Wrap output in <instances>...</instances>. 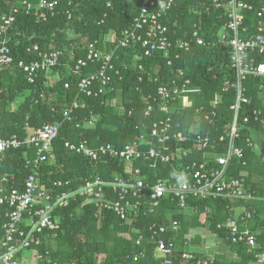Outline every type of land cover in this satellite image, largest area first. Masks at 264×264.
Returning a JSON list of instances; mask_svg holds the SVG:
<instances>
[{"label": "trees", "instance_id": "trees-1", "mask_svg": "<svg viewBox=\"0 0 264 264\" xmlns=\"http://www.w3.org/2000/svg\"><path fill=\"white\" fill-rule=\"evenodd\" d=\"M242 1L255 6L264 3V0ZM141 2L142 0H59L56 13L42 22L36 20L35 12L26 13L16 0H0V19L9 14L13 7L18 8L8 32V46L14 64L0 71V140L16 136L24 141L32 131L43 125L61 124L59 134L47 153L49 160L39 164L37 168L25 166V154H28L29 160L34 159L36 149L33 146L23 145L5 153L4 162L0 164V177L8 174L10 178L7 183H2L0 179L1 187L22 190L24 178L32 170L37 171L40 184L53 194L75 190L85 181L96 177L106 183L116 176L129 180L130 176L124 175V167L119 161L107 158L96 164L71 154L64 145L67 142H86L90 147L110 144L121 150L136 136L148 138L153 122L165 119L166 116L157 113L145 116L147 97L155 96L157 89L167 85L173 78L178 79L176 72L179 70L183 72L184 79L190 80V88L197 92L189 95V106H183L180 102L173 103L169 114L172 123L180 124L183 129L192 123H198L199 132L210 137L213 148L209 152L224 151V147L217 143L218 137L225 132L232 120L229 106L235 101L233 92H222L225 81H235V74L231 69V49L226 43L218 42L226 21V0H221L222 5L218 9L210 0H176L164 19L168 40L177 44L181 40L190 39L193 31H198L204 39V45H192L187 52L170 50L169 56L172 59L176 54L179 55L172 60L171 66L167 65L168 60L162 53L143 57L138 47L114 50L122 33L130 28L138 15ZM244 17L247 26L255 25L254 12H245ZM225 35V41L233 38L230 32ZM248 37V34H240L243 40ZM94 42L97 43V50L103 54L115 51L111 62L114 67V72H111L112 92L86 97L78 93L77 83L94 74L99 64L89 63L78 73L71 72L65 65L68 62L72 69L78 59L85 57L87 46ZM34 45L42 52L60 50L63 56L60 65L50 74L41 73L34 84H29L17 68V62L34 60V55L27 53V48ZM247 56L253 57L250 54ZM256 58L261 61L264 55ZM116 71L118 75H115ZM56 74L57 78L50 83L49 75ZM259 83L248 79L245 84V93L251 104L246 107L243 116L248 115L250 108L259 107L264 101L260 96L261 90L258 89ZM65 84L69 85L68 88L64 87ZM216 99L219 102L214 110L215 116L210 117V123H202L204 121L197 111L207 113ZM74 102L79 105L78 108L68 118L64 117L65 111L71 109ZM155 108L157 109V105ZM90 121L91 127L86 124ZM77 124H80L79 128H76ZM242 126L244 127L239 129L240 139L235 143L242 149L244 157L240 161H232L230 173L238 177L240 172H245L244 183L247 190L257 198H264V182L254 179L258 171L264 173V136L255 140L256 137L252 135L261 133L262 127L257 124L254 126L252 121ZM246 140L253 142L252 146H248ZM202 156L198 152L190 158L198 161ZM143 171L150 175H166L165 172H160V167L156 171L143 167ZM56 181L69 183L59 188L53 185ZM106 194L109 201L114 199L111 193ZM83 203V197L69 200L67 207L57 211L61 219L59 229L54 232L43 231L40 237L42 242L36 254L21 251L17 254L18 261L23 263L27 254H30V260H25V264H134L132 257L143 252L145 256L139 264H159L154 258V243L151 242L149 228L172 221L179 224V232H166L159 238L174 242L173 254L177 256L174 264H195L180 259V255L185 250L189 251L188 248L192 246V240L185 246L186 235L195 230H206L226 241L229 246L238 248L239 256L233 260L235 262L228 263L216 257L217 259H213L214 264H248L249 261H254L245 245H231L229 233L217 230V226L224 224L229 216L228 208L232 207L230 200L188 198L187 209L184 211L179 210L169 199H163L155 215L141 216L131 225L110 211L102 210L98 216V209L93 204ZM258 203L256 200L242 203L244 209L253 213V220L264 216ZM124 234H129L131 238L124 240ZM140 236L142 240L136 245ZM258 240L264 242V232ZM192 253L196 258L205 255Z\"/></svg>", "mask_w": 264, "mask_h": 264}, {"label": "built area", "instance_id": "built-area-1", "mask_svg": "<svg viewBox=\"0 0 264 264\" xmlns=\"http://www.w3.org/2000/svg\"><path fill=\"white\" fill-rule=\"evenodd\" d=\"M16 2L26 13L35 12L36 20L42 22H46L48 16H53L59 5V0H38L36 3L16 0ZM175 3L176 0H142L138 15L133 19L130 28L122 33L114 50L138 47L143 57H150L153 53H162L168 60L167 65L171 66L172 60L177 59L179 55L176 54L172 59L169 56L170 50L179 49L187 52L192 45H204V39L198 31H193L190 39L181 40L177 44L168 40V29L164 24V19ZM210 3L216 9L222 5L221 0H210ZM17 10L18 8L13 7L9 14L0 19V71L14 64L8 46V32L14 21L13 15L17 13ZM245 12L255 13L256 23L253 27L245 24ZM224 16L226 21L218 42L226 43L231 49V69L235 74L234 82L225 81L222 86L223 93L233 92L235 94V101L229 106L232 120L226 126L225 132L218 137L217 142L224 147V151L209 152L213 148L210 137L199 132L198 123H192L186 129H183L180 124L172 123L169 114L170 109H173V103L180 102L183 106H189V95L197 92L190 88V80L184 79L183 72L179 70L176 72L178 79L173 78L167 85L160 86L155 96L147 97L144 115L149 117L152 113H157L166 116L165 119L153 122L148 138L136 136L121 150L110 144L90 147L86 142L78 144L67 142L64 145L71 154L96 164L102 163L107 158L119 161L124 167V175L130 176L129 180H125L123 176H116L106 183L100 177H96L85 181L75 190L70 189L60 194H53L50 189H45L40 184L37 171L32 170L24 178L22 190L5 189L0 186V264H25L26 259L24 258V262L20 263L17 254L21 251L36 254L42 242L40 237L43 231L54 232L61 225L57 211L67 207L69 200H75L77 197H83L85 205L93 204L98 209V216L102 210L110 211L130 225L141 216L155 215L163 199H169L179 210L184 211L187 209L188 198L224 199L240 203L257 199L246 188L244 183L246 173L240 172L239 176L235 177L231 175L230 169L233 160L240 161L244 157L242 149L235 143L240 139L239 129L244 127L242 124L248 125L252 121L254 126L257 124L262 127L260 131L264 136V101L259 107L250 108L248 115H242L246 107L251 104L245 93V84L248 79L260 82L258 89L261 90L260 96L264 98V59L259 61L256 58L264 55V36H259L264 34V3L255 6L242 0H226ZM70 17L68 13V18ZM226 32L232 33L233 38L225 41ZM241 33L248 34V39H241ZM27 53L33 54L35 59L31 62L18 61L17 68L29 84H34L41 73L50 74L60 65V59L63 56L60 50L42 52L36 45L27 48ZM114 53L115 51L106 54L99 52L97 43L94 42L87 46L85 57L78 59L72 69L66 62L65 66L73 73L80 72L89 63L99 64L94 74L77 83L79 94L86 97H97L107 91L112 92L111 72H114V67L111 62ZM247 54L253 57L248 58ZM115 75H118V71ZM57 76V74L49 75L48 80ZM68 86L65 84L64 87L68 88ZM218 102V99L214 100L207 113L198 110L197 114L204 121L198 122L210 123V117L215 116L214 110ZM78 106L74 102L71 109L65 111L64 117L68 118ZM86 124L89 127L92 126L91 121ZM79 125H75L76 128H79ZM60 127V123L43 125L32 131L24 141L16 136L1 139L0 164L4 162L7 151L28 145L33 146L36 151L33 160H29L28 154L24 155L25 166L37 168L39 164L49 160L50 156L47 157V153L50 152ZM246 144L252 146L253 142L246 140ZM198 152L203 155L201 160L190 158L192 154ZM143 167L151 171H156L160 167V172H165L166 175H150L147 171H143ZM9 178L8 174L0 177L2 183H7ZM68 183L56 181L53 185L62 188ZM107 192L112 194L113 200L107 199ZM228 211V218L224 224L217 226V230L229 233L231 245H245L250 249L254 257L252 264H264V248L258 245L261 233L247 228V224L253 220V213L244 209L236 214L231 207ZM149 229L151 242L154 243L155 258L159 264H174V260H177V256L173 254L174 242L159 237L166 232L177 234L179 232L177 221L159 227L153 225ZM192 233L193 231L186 235L185 246L193 239ZM208 234L210 237L218 238L217 235L209 232ZM141 240L140 236L136 245H139ZM144 256L143 252L135 254L132 257L133 263L139 264ZM208 257L205 254L202 258H196L194 253L187 250L180 255V259L184 262L214 264L213 258Z\"/></svg>", "mask_w": 264, "mask_h": 264}, {"label": "crops", "instance_id": "crops-1", "mask_svg": "<svg viewBox=\"0 0 264 264\" xmlns=\"http://www.w3.org/2000/svg\"><path fill=\"white\" fill-rule=\"evenodd\" d=\"M56 78L57 77H55V79ZM55 79L49 80L50 83H52ZM256 201L259 202L258 203L259 208L262 209V211H264V198H257ZM231 202H232L231 208H233V210L236 214H239L244 210L245 207L243 206L242 203L237 202V201H231ZM238 204L240 206H238ZM247 227L249 229H251L252 231L259 232L262 234V232H264V216H259L258 219L252 220L247 225ZM208 237L213 240V244H212L213 249L210 250L209 253L205 252L203 254H208L213 259L220 258L221 261L224 260V261H227L228 263L229 262H235L233 260L237 259L239 256L237 247L229 246L226 243V241H224L223 239L210 237L209 234H208ZM263 243L264 242L258 240V245L260 248L264 247ZM205 244H206V241H203L202 239L196 240L193 238L192 242H191V245H192L191 247H193L197 250H200V251H203V250L207 251L209 249H206V250L204 249ZM248 251H250L249 253L251 254V250L248 249ZM154 258H155V254H154ZM248 264H252V262L249 261Z\"/></svg>", "mask_w": 264, "mask_h": 264}, {"label": "rangeland", "instance_id": "rangeland-1", "mask_svg": "<svg viewBox=\"0 0 264 264\" xmlns=\"http://www.w3.org/2000/svg\"><path fill=\"white\" fill-rule=\"evenodd\" d=\"M110 39H111V37H110ZM51 79H55V78H52L51 77L50 80ZM252 135L254 137H256L255 140H258L259 138L262 137V134L260 132L259 133H254ZM254 179L257 180V181H260L261 180L262 182H264V173H262L261 171H258L257 174L254 176ZM263 188H264V186H263ZM192 237L194 239H196V240L202 239L203 241H206V244L204 246V249L205 250L206 249H209V250H207V251H204V250L203 251H200V250H197V249H195L193 247H189L188 248L189 251H191V252H198V253L202 254V253H205V252L206 253H209V251L213 249L212 248L213 240L208 237V232L206 230H195L192 233ZM122 238L124 240H129L131 237H130L129 234H124V235H122ZM26 258H27L26 259V262H29V260H30V254H27Z\"/></svg>", "mask_w": 264, "mask_h": 264}]
</instances>
